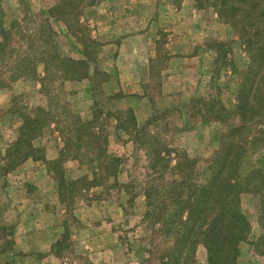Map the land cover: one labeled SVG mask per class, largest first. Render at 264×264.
<instances>
[{"label": "rangeland", "instance_id": "rangeland-1", "mask_svg": "<svg viewBox=\"0 0 264 264\" xmlns=\"http://www.w3.org/2000/svg\"><path fill=\"white\" fill-rule=\"evenodd\" d=\"M60 1L1 0V7L7 23L20 22V32L33 34L42 22L48 23L55 32L61 57L82 60L87 49L95 61L89 65L91 77L93 68L101 73L112 71L113 64L115 66L112 57L117 50L110 49L107 58L109 51L105 56L98 54L96 44L90 40L101 44L116 33L118 25L127 24L116 12L124 8L130 13L129 3L69 0L53 10ZM175 1L157 0L158 11L152 22L166 34L162 31L158 36L155 59L146 64L147 49L142 51L146 54L144 59L140 52L132 51V59L119 61L125 64V77L122 89L111 96L104 93L102 75L93 76L91 82H62L60 77L56 78L53 82L56 88L47 96L39 85V78L43 76L41 66L36 69L39 76L13 83H9L7 68L0 67V82L7 86L0 88V264H146L147 251H152L149 244L153 232L142 221L144 200L137 197L129 203L123 190L129 175L140 177L145 172V155L129 144L132 135L123 131L126 125L118 119L119 113H124L121 120L126 122L128 107L124 97L135 95L129 100L133 106L141 102L136 107L145 119L137 123L139 128L150 120L151 134H158L175 150L184 151L197 159L200 166L205 165L204 161L217 151L227 127L237 124L234 117L219 122L214 114L222 107L227 111L234 109L239 81L235 73L248 64L244 45L217 15L215 0ZM183 1L193 3L194 10L202 12H193L189 5L181 14L175 12L181 9ZM138 3L149 5L147 0L132 2L133 5ZM132 15H137L136 8ZM15 38L18 40L19 36ZM13 44L20 54L33 53L22 40ZM60 83L63 86L60 87ZM139 96L144 98L143 104ZM197 97L204 99L206 106H193L191 100ZM49 100L56 101L57 107L67 105L68 111L82 120H89L93 112L98 114L108 139L109 156L122 159L116 183L109 180L100 187L84 190L74 186L67 192L62 189L59 194L62 178L66 182L85 176L91 179L95 164L86 159L79 162L66 158L56 165L29 161L11 175L5 174V150L17 137L24 108L29 112L47 106L55 122L64 119L60 110L52 106L48 109ZM211 108L214 110L209 113ZM62 125H51L35 143L44 148L45 157L55 153V147L59 151ZM252 168H264L263 151L251 153L244 160V171ZM241 209L251 231L248 241L242 245L238 264H264V256L255 255L253 245L264 226L259 220L260 198L242 195ZM63 237L64 247L58 251V256L54 254L58 248L54 252L51 247L48 253L37 252ZM30 252L38 254L31 257L27 254ZM193 264H206L201 246L197 248Z\"/></svg>", "mask_w": 264, "mask_h": 264}, {"label": "trees", "instance_id": "trees-1", "mask_svg": "<svg viewBox=\"0 0 264 264\" xmlns=\"http://www.w3.org/2000/svg\"><path fill=\"white\" fill-rule=\"evenodd\" d=\"M67 1H60V6L53 10ZM214 6L219 18L231 27L248 55L246 68L235 71L239 81L234 109L227 111L222 107L214 114L219 122L237 119L236 125L227 127L214 155L200 166L197 159L175 150L158 134H151L148 130L150 120L139 128L131 109L125 113V123L121 120L124 113H119V121L126 125L123 131L132 135L130 141L135 150L145 155V172L140 177L129 175L123 190L129 203L137 197L144 200L142 221L153 232L149 244L152 251H147L146 264H193L199 246L205 251L206 264H238L242 245L248 241L251 231L241 209L244 194L260 198L259 220L264 225V168L243 169L248 155L259 150L264 152V0H215ZM19 26L17 21L6 22L0 0V67L7 68L10 73L9 83L39 76L36 70L39 66L43 71L39 78L40 89L47 96L56 88L53 86L56 78L60 77L62 82L93 80L89 76V65L95 61L86 46L85 60L67 59L59 55L55 32L48 23L42 22L33 34L20 32ZM15 36L20 40H15ZM21 40L27 43L32 54L17 52L13 43ZM90 42L96 44L97 49L98 43ZM93 72L95 78L105 76L97 68ZM5 87L6 84L0 82V88ZM54 102L49 100L48 109L52 106L60 110L64 117L61 122H55L47 106L29 112L24 108L17 137L5 150V174L28 160L56 165L66 158L79 162L86 159L95 164L91 179L85 176L66 182L62 178L59 194L62 189L67 192L74 186L84 190L100 187L109 180L116 183L122 159L109 156L108 139L98 114L93 112L89 120H82L68 111L67 105L57 107ZM191 104L206 106L201 97L192 99ZM213 110L211 108L209 113ZM201 113L196 114L200 116ZM62 123L58 158L48 162L44 148L35 143L45 129ZM64 240L63 237L51 246L53 252L58 248L54 252L56 256L63 249ZM253 245L255 254L264 256V226Z\"/></svg>", "mask_w": 264, "mask_h": 264}, {"label": "crops", "instance_id": "crops-1", "mask_svg": "<svg viewBox=\"0 0 264 264\" xmlns=\"http://www.w3.org/2000/svg\"><path fill=\"white\" fill-rule=\"evenodd\" d=\"M109 1L110 0H103L102 2L105 3V2H109ZM133 1L134 0H124V2H123L125 4L129 3V6L131 8L130 13L128 10H123L124 8H122L121 10L116 12L122 18H124L127 21V24L125 23L122 26L118 25L116 27L118 29L116 31V33L111 35L110 37H107L105 42H101V44L99 42L97 49H96L98 54L102 53L103 56H105L106 53L109 51L107 58L110 57L111 50H113V49L117 50L115 56L112 57V59L115 60L114 61L115 66L113 64L112 71L106 72L104 70L105 72H103L105 75L104 76L105 80L102 82L101 85H102L103 90L105 91L104 93L107 96H111V95L117 93L118 91H120L122 89V81H123V77H125L124 76L125 75V70H124L125 64H122V62L119 63V61L132 59L133 58V55L131 54L132 51H133V53L140 52L142 54L141 57H143V59H144L146 54L144 55L142 51L148 49L149 57L145 58V60H148V61H146V64H147V63H150L151 60L155 59V57L157 55V50L159 48L158 36L163 30L161 28H159V26L153 25V22H152L153 17L155 16V13H157V11H158V9H156L157 0H155L154 2H152L151 0H147V1H149V5L145 4V3H138L136 5H133L132 4ZM186 1H189V0H186ZM186 1L185 2L183 1L184 3L181 6V9L179 11L175 10V12H179V14H181L184 11V8L187 9V5L190 6V9H192L193 12H197V13L202 12L200 10H197L196 8L194 10L193 3L186 2ZM140 5H143L141 7V9L139 7ZM134 8H136V14H137L136 16L132 15ZM137 10H139V11H137ZM109 13L114 15L113 11H110ZM126 13H128V14H126ZM163 32L166 34L165 30ZM191 43H193V42H191ZM85 59L86 58H83L82 60H85ZM93 71H94V68H93ZM132 97H136V96L135 95L134 96L132 95L130 97L126 96V97H124L125 99H123V100L127 104V107H128L127 110L131 109L133 111L136 123H140L141 121H144V119H145L144 117L141 118V116L139 114V110L136 107L138 104H141V102L138 103L136 101V103H138V104L136 106H133V104H131L129 102L130 98H132ZM139 97L141 98L142 96H139ZM141 100H143L142 101V104H143L145 101L144 98H141ZM131 143L132 142L130 141L129 144H131ZM57 148L58 147L54 148L55 153H51V156H46V157L44 156L46 161L50 162V161H54L58 158ZM29 161L32 163H37V162L31 161V160H28L25 162V164H27ZM17 168H19V167H17ZM14 171H12V172L14 173ZM12 172H8V173H6V175L9 176L12 174ZM43 240H45V239L43 238L42 241ZM52 243H54V242H52ZM51 244H49L46 249L38 250L37 252H40L42 254L48 253L49 248L53 245V244L52 245ZM27 254H29V256H31V257H34L38 253L30 252ZM256 257H258V256H256Z\"/></svg>", "mask_w": 264, "mask_h": 264}]
</instances>
